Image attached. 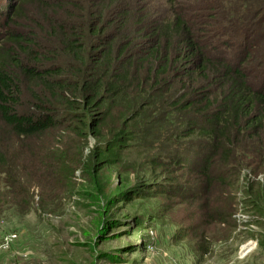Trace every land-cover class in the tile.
Returning <instances> with one entry per match:
<instances>
[{"label": "trees", "instance_id": "trees-1", "mask_svg": "<svg viewBox=\"0 0 264 264\" xmlns=\"http://www.w3.org/2000/svg\"><path fill=\"white\" fill-rule=\"evenodd\" d=\"M162 1L156 11L159 0H19L15 8L0 0V142H11L0 150V217L33 211L31 185L57 186L80 164L64 141L79 151L88 137L106 140L92 154L103 164L129 147L128 125L137 132L160 113L159 130L177 125L168 143L191 140L167 158L180 171L237 175L253 156L251 172L264 171V86L251 73L264 48L258 58L249 55L253 39L239 49L242 22L262 17L264 0H227L225 8L204 0L205 14L190 8L193 21L179 0ZM217 13L230 26L215 36L205 22ZM15 157L21 171L11 181Z\"/></svg>", "mask_w": 264, "mask_h": 264}, {"label": "rangeland", "instance_id": "rangeland-1", "mask_svg": "<svg viewBox=\"0 0 264 264\" xmlns=\"http://www.w3.org/2000/svg\"><path fill=\"white\" fill-rule=\"evenodd\" d=\"M159 1L156 11L166 7ZM2 2L15 8L19 0ZM226 2L218 8H225ZM179 3L185 8V13L179 8L181 13L192 21L197 16L191 7L206 13L204 0ZM223 15L205 22L215 36L230 26L219 24ZM241 30L239 49L253 39L257 44L248 48L249 55L261 56L264 15L242 22ZM263 67L251 70L253 85L264 86ZM165 117L149 116L137 132L128 125L126 132L134 133L127 134L129 147L118 148L115 159L103 164H96L92 154L107 149L106 140L88 137L79 151L76 142L64 141L67 156L81 153L80 164L57 186L31 185L33 211L0 217V264H264V171L251 172L258 159L245 158L253 166L237 175L215 171L205 178L196 171H180L167 158L174 150L190 147L191 140L168 143L177 125L168 121L159 130ZM0 129H5L2 124ZM10 145L3 138L0 150ZM15 160L8 163L11 181L21 171V160ZM238 161L243 162L240 156Z\"/></svg>", "mask_w": 264, "mask_h": 264}, {"label": "built area", "instance_id": "built-area-1", "mask_svg": "<svg viewBox=\"0 0 264 264\" xmlns=\"http://www.w3.org/2000/svg\"><path fill=\"white\" fill-rule=\"evenodd\" d=\"M243 249L245 250L244 253H243V255H245L246 250L248 249V247L245 246ZM242 251H243V250H242ZM242 251H241V253H242Z\"/></svg>", "mask_w": 264, "mask_h": 264}]
</instances>
